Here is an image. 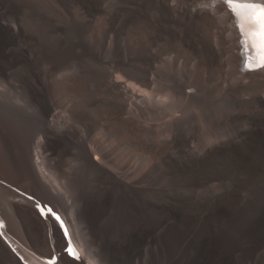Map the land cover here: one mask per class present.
Returning <instances> with one entry per match:
<instances>
[{
	"label": "bare ground",
	"instance_id": "bare-ground-1",
	"mask_svg": "<svg viewBox=\"0 0 264 264\" xmlns=\"http://www.w3.org/2000/svg\"><path fill=\"white\" fill-rule=\"evenodd\" d=\"M242 50L225 0H0V180L69 232L0 184V264H23L8 232L42 264H264Z\"/></svg>",
	"mask_w": 264,
	"mask_h": 264
},
{
	"label": "snow or ice",
	"instance_id": "snow-or-ice-1",
	"mask_svg": "<svg viewBox=\"0 0 264 264\" xmlns=\"http://www.w3.org/2000/svg\"><path fill=\"white\" fill-rule=\"evenodd\" d=\"M230 10L241 18V28H244V21H247L248 32L252 38L253 46L257 52L259 64L264 66V4L257 3H237L236 0H225ZM251 67V65H247ZM59 219V217H57ZM63 227V225H61ZM67 236V232H65ZM69 255L78 258L71 243L68 246Z\"/></svg>",
	"mask_w": 264,
	"mask_h": 264
},
{
	"label": "rangeland",
	"instance_id": "rangeland-1",
	"mask_svg": "<svg viewBox=\"0 0 264 264\" xmlns=\"http://www.w3.org/2000/svg\"><path fill=\"white\" fill-rule=\"evenodd\" d=\"M130 32H129V34H130V37L132 38V40L134 41V40H138V37H139V35H138V33H137V31L136 30H133V29H131V30H129ZM133 35V36H132ZM135 35V36H134ZM134 37V38H133ZM118 79H119V77H117ZM263 96H264V94H263ZM0 184H2V185H5V186H7V187H9L10 189H12V190H14V191H16V189L17 190H19L17 187H14V186H10L9 184H7V183H5V182H3V181H1L0 180ZM21 193H24V194H26V195H28V196H31V197H33V198H35L34 196H32V195H29V194H27V193H25L24 191H22V190H19ZM23 195V194H22ZM37 201H39V202H41V203H43L42 201H40V200H38L37 198H35ZM9 234V235H8ZM6 237H7V239H9L10 240V242L13 244V245H15L16 246V248H17V251H18V253H20L21 255H23V258H25L26 259V261L28 262V263H30L31 262V260H30V258H29V255L34 259V264H42V263H44V262H42V261H40L39 260V258H41V259H48L47 257H45V256H43V255H40V254H38V253H36L37 252V249H35L34 247H32L31 246V244L29 243V242H27L26 241V239H25V237H17L13 232L12 233H10V232H8V233H6ZM11 237V238H10ZM18 238V239H17ZM15 240H19L18 241V243L15 241ZM48 240H49V242H51V239L48 237ZM15 241V242H14ZM24 244V245H23ZM51 244V243H50ZM30 245V246H29ZM16 248H15V250H16ZM59 249V248H58ZM24 253H25V256H24ZM27 253V254H26ZM60 253H62V250L60 249V250H58V252L56 253L57 255H59ZM29 254V255H28ZM25 261V262H26Z\"/></svg>",
	"mask_w": 264,
	"mask_h": 264
},
{
	"label": "crops",
	"instance_id": "crops-1",
	"mask_svg": "<svg viewBox=\"0 0 264 264\" xmlns=\"http://www.w3.org/2000/svg\"><path fill=\"white\" fill-rule=\"evenodd\" d=\"M17 243H18V241L17 240H15ZM19 244V243H18Z\"/></svg>",
	"mask_w": 264,
	"mask_h": 264
},
{
	"label": "built area",
	"instance_id": "built-area-1",
	"mask_svg": "<svg viewBox=\"0 0 264 264\" xmlns=\"http://www.w3.org/2000/svg\"><path fill=\"white\" fill-rule=\"evenodd\" d=\"M34 203H35V201H33ZM34 207H35V205H34Z\"/></svg>",
	"mask_w": 264,
	"mask_h": 264
}]
</instances>
